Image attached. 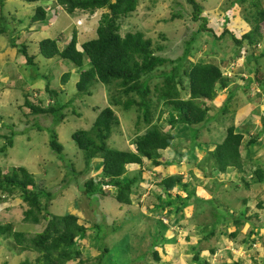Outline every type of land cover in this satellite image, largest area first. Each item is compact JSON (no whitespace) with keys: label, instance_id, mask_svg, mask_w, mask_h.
<instances>
[{"label":"rangeland","instance_id":"obj_1","mask_svg":"<svg viewBox=\"0 0 264 264\" xmlns=\"http://www.w3.org/2000/svg\"><path fill=\"white\" fill-rule=\"evenodd\" d=\"M196 1L202 8L201 16L206 18V26L212 32L198 30L201 19H192V7L187 0H139L136 11L121 21L120 33L122 35L128 31L143 32L145 38L151 39L155 54L175 59L181 57L184 50L188 48V61L211 62L219 65L223 75L230 81L226 88L217 92L214 100L206 102L210 107L208 116H213L210 118L212 122L210 124L211 130L207 132L205 130L206 126L200 125L198 126L200 134L197 131L194 135L195 128L187 132H181V138L176 136L173 145L164 151L163 157L172 154L175 146L177 150H186L191 146L190 144L197 142L198 137L202 142H210V140L216 141V143L221 142L225 136L224 131L231 120L234 125H237L238 130H240V127L241 129L242 127L243 129H253L254 124L252 126L246 125L247 123L252 124L250 120L243 121V124L238 122L240 112L247 113V117H244V119L250 118L248 115L256 116L258 120L260 118L261 127L264 122V90L261 88V84L264 86V56L256 59L260 53H264V21L260 23L262 38L258 42L257 48L252 50L245 45L244 51L236 52L237 47L230 33H225L222 36L220 34L227 28L235 37H240L252 28L253 23L248 20L250 14L254 12L250 6V0ZM260 2L264 8V0H260ZM36 4V2L26 3L22 0H5L3 5L5 17L11 19V22L6 21L7 28L10 25L15 26L18 19L22 20L23 23L16 25V28H18L16 34L10 35L7 31L0 35V135L14 134L12 136V146H6V137L0 138V148L6 146L3 151L0 150V170H8L12 166L25 167L33 173L37 184L40 186L42 184L47 190L52 191L53 199L49 207L52 214L62 215L66 212H73L79 215V223L86 224L87 227L94 224L91 228L93 231L88 230L85 239L79 243L82 258L91 257L98 252L91 245V243L97 242L101 248L107 247L110 249L109 253L104 256L103 264H127L131 259L134 264H158L149 253L151 244L154 241L158 242V235H160L157 231L155 233L154 231L162 230L160 233L166 236V241L161 243L162 246L164 243L173 245L180 237L183 254L172 257L173 249L171 246L165 245L162 247L157 245L155 248L162 256L161 264H194L191 257L192 251L188 250V247L198 243L201 250H203L200 253L201 261H207L206 264H233L234 257L227 256L228 254L224 252L228 248L231 250L234 247H236L235 250L239 251L242 264H264V231L262 229L257 230V234L249 237L247 232L251 229V226L245 230H243L245 226H241L243 232L246 231L241 235L247 241L246 246L251 248H246L244 244L239 242L241 249H238L233 243L235 238L228 237L231 241L226 244L223 243L221 234L218 232L219 225L214 227V222H223L224 217H230L233 212L232 203L238 197H253L254 193L252 191H255V189H250L249 192V188H246L241 181V177L248 181L255 169L245 168L246 164L242 165L244 171L239 172L237 180L230 186L226 181L225 187H221L219 183H214L211 186L210 200L207 201L198 197L197 192L205 194L199 189L197 191L196 186H193L191 181L189 182L188 190H190L192 196L188 205L194 203L198 206H212V210L206 211L208 219L199 224L198 231L195 232V238H190V231H187V227L179 229L178 226H170L169 223L171 222L167 220L168 215L165 212L161 216L155 215L156 210H159L156 207L159 203L156 195H160L162 199L166 200L163 187L158 185L163 175L158 177L156 182L153 180L148 182L146 178L149 173L145 170L153 167L145 160L141 168L127 165V169L128 172L140 170L141 176L145 180L139 181V189L144 190V192L150 189L147 197L143 200H140V196L135 197L131 207L120 205L111 196V191L113 192L114 189L109 187L105 188V190H110L109 195L100 199L98 197L96 202L91 200L90 204L88 203V200L78 188V183H81L87 177H96L100 170L91 169L89 172H84V164L81 157L77 155L76 150L78 149L71 139V134L78 129H86L90 126L97 115L92 107L99 105L103 108V105L107 103L109 92L105 87L94 84L90 96L75 97V83L78 79L79 70H76L68 60L59 57L44 58L38 53L37 42L43 38H54L60 40L59 46L63 48L68 43L73 30L78 31L80 41L81 38L84 40L86 34L87 36L90 34L88 37H95L94 29L97 26V19L101 11L98 10L93 14L83 12L85 18L77 23L74 16L82 14V12L69 15L65 11L59 10L60 8H56L54 0H39L38 4L48 10V16L45 25H41L36 30L35 27L38 25H28V17L33 14ZM53 9L56 11L55 14L52 13ZM177 13L181 15L172 18V15ZM26 26H28V29L24 30ZM21 42L28 45V54L35 56L34 65L28 64L23 55L19 53L18 48ZM243 52L246 59H244L245 56L243 58ZM172 66V63L167 62L154 70V77L149 81L152 90L155 85H162V72H169ZM257 66H259V71L256 70ZM65 72H70V78L65 84H62L61 76ZM46 83H49L51 88H63L64 94H59L61 103H67V101L70 102L73 99L64 108L63 113L66 117L60 122L53 120L51 115L30 114V110L23 105L25 91L32 92L30 101L33 103L43 102L47 104L51 102L47 92L44 91ZM230 91L232 97L228 100ZM181 93L182 97H188L185 91H181ZM153 99L156 98L153 96ZM222 106L225 107L224 111L219 110ZM161 108L162 106L159 105L156 111H153L155 117L157 111ZM119 109L121 110V108ZM119 109H115V113L120 123L112 131L110 141L115 142L116 147L119 149L127 147L133 149L131 141L138 132L134 127V123L139 113L134 110L122 112ZM168 117L167 110L164 109L162 118L158 122L162 125L164 131L168 130L164 123V120ZM213 126L222 130L220 134ZM144 127L143 122L140 121V132L143 131ZM259 127L257 126L256 129H259ZM51 130L56 131L58 142L64 147L61 154L52 151L48 145ZM173 133H175V130H173ZM185 135H188V138H185ZM259 145L261 147L256 144L251 145L249 147L250 153L260 154L263 149L262 145ZM188 156L192 164L199 162V165H201V162L204 163L203 159H198L196 151L189 152ZM98 161L97 158L93 160L94 163ZM192 164L189 166L194 167ZM206 166L213 168L209 162H206ZM73 168L75 171H72ZM182 169L186 170L182 167L178 171ZM81 171L83 173L77 174ZM174 171L175 169L173 171L168 169L162 171L161 174H170ZM184 182H187V180L184 179ZM199 185L202 187V184ZM192 190H194L196 196L191 193ZM175 191L176 189L173 190V192ZM6 197L0 201V227H9L11 231H23L30 236L43 230L46 221H42L40 224L22 222V212L26 205L18 195ZM251 203L252 201L248 200L249 206H251ZM260 213L264 215V210ZM203 214L205 215V212ZM158 216L159 218H156ZM262 219L263 224L260 222L259 224L264 227V217ZM158 220H160L163 227L159 225ZM226 221H230V218H227ZM122 223L123 225L119 228L117 237V233L114 234L113 230ZM231 226L233 225L221 226V230L225 233L223 234L224 237L228 236L229 229L233 230ZM212 227L216 231L211 243L204 242L201 239L202 237L197 238L199 231L200 234L202 229L209 232ZM233 227L235 229V226ZM121 231H123L125 238L120 236ZM97 233L99 237L95 236ZM93 234L96 237L94 242L92 240ZM217 237L221 239H217ZM254 237L256 239L251 243ZM116 240L126 241V244H130L133 248L132 257L129 261L123 258L124 252L114 246ZM211 246L216 249V254L208 251ZM189 248L191 249V247ZM35 256L36 253L33 251L19 250L14 241L6 236V233H0V264H20L25 259L34 264ZM75 262L72 261L67 264H75Z\"/></svg>","mask_w":264,"mask_h":264},{"label":"trees","instance_id":"obj_2","mask_svg":"<svg viewBox=\"0 0 264 264\" xmlns=\"http://www.w3.org/2000/svg\"><path fill=\"white\" fill-rule=\"evenodd\" d=\"M4 1L0 0V35L7 31H9L10 35H13L18 32L16 25L23 22L18 19L15 26L10 25L7 28L6 21L9 20L11 22V19H7L4 15ZM22 1L37 3L33 14L28 17V25H38L35 27L36 30L41 25H45L48 10L38 4L39 0ZM187 1L192 7V19H201L198 30L212 32L206 26V18L201 16L202 8L197 1ZM54 3L56 8H62L69 15H74L75 12L93 14L98 10L101 11L97 19V26L94 29L95 37H88L90 34L88 36L86 34L84 35V40L81 38L80 41L78 31L73 30L68 43L63 48L59 46L60 40L54 38H43L37 42L38 53L44 58L59 57L60 59L68 60L76 70H79L78 79L75 83V97L90 96L92 94L91 88L94 84L100 85L99 87H105L109 92L107 103L103 105V108L99 105L92 107L93 111L97 112V115L90 126L86 129H78L71 134V139L78 149L76 150L77 155L81 157L84 164V172H89L91 169L100 170L96 177H87L81 183H78V188L89 204L91 200L96 202L98 197L100 199L109 195L110 190H105V188L110 187L114 189L113 192L111 191V196L118 203L131 205L132 195L136 192L142 176L140 170L128 172L127 165L132 164L141 168L145 160L152 167H166L180 163L182 159L189 157L188 153L193 152L196 147L209 145V142L199 141L198 137L197 142L190 144L191 146L184 151L175 149V146L173 158L161 162L164 151L173 145L176 136L181 138V132H187L195 128V135L200 125L206 126L208 130L211 129L209 119L213 116H208L210 107L206 102L214 100L217 92L226 88L230 81L223 75L219 65L211 62L188 61V48L184 50L181 57L169 59L155 54L151 39L145 38L143 32L128 31L122 35L120 33L121 21L136 11L139 0H54ZM250 6L254 12L250 14L248 19L253 23L249 31L244 32L240 37H235L234 34L225 28L220 34L222 36L225 33H230L237 47L236 52L245 50V45L252 50L256 49L258 42L262 38L260 23L264 21V8L261 6L260 0H250ZM52 13L55 14L56 11L53 9ZM180 15V13L173 14L172 18ZM74 17L77 16L75 15ZM12 19L15 20L13 17ZM47 20L49 21V19ZM25 29H28V26L24 27ZM18 51L28 64L34 65L35 56L28 54V45L26 43L21 42ZM260 56H264V53H260L256 59ZM244 59H246V56ZM167 62L173 64L171 70L162 72V85H155L152 90L149 81L154 77V70H157ZM256 70L259 71V66H257ZM69 76L70 72L62 74V84L69 80ZM261 88L264 90L263 84H261ZM44 91L47 92L51 102L47 104L43 102L33 103L30 101L32 92L25 91L23 105L30 110V114L51 115L53 120L62 121L66 117L63 110L73 99L70 102L61 103L59 94H64L65 91L63 88H51L49 83L44 85ZM181 91H185L188 97H182ZM153 96L156 98L155 100ZM230 99L231 96H229L228 100ZM159 105L162 108L157 111L155 117L153 111H156ZM115 109H119L122 112L134 110L139 113L134 123V127H136L138 132L131 141L133 149L128 147L119 149L116 147L115 142L110 141L112 131L120 123ZM164 109L167 110L169 115L164 120L165 127H168L167 131H164L162 125L158 123L162 118ZM219 110L224 111L225 107L222 106ZM140 121L145 126L142 132H140ZM173 130H175L176 134L173 133ZM218 132L220 134L221 131L217 130ZM224 132L223 140L219 143L212 141L214 148L207 151L203 158L205 164L209 162L213 166V168L209 167L208 172L205 173L206 175L208 173L211 175V171L224 173L229 167L236 168L240 173L244 171L243 162L241 161L243 134L236 132L233 124H229ZM263 133L264 128L257 130L255 135L246 142L247 146L255 144ZM198 134H200L199 131ZM13 135V133L8 136L0 135V138L6 137V146H12ZM188 135H185V138H188ZM48 145L57 154H61L64 149L63 145L58 142L55 130L50 131ZM6 146L1 147L0 150L3 151ZM96 158L99 161L94 163L93 160ZM261 166H263L262 163L255 165V169L252 171L248 181L241 177V181L246 188H249L252 183L264 182V169ZM72 171H75V169L73 168ZM81 173L83 172L81 171L77 174ZM185 175L171 174L161 178L158 185L163 187L166 200L162 199L160 195L157 198L159 203L156 207L159 208V211L165 210L167 215L171 213L180 214L188 205L192 195L190 190H188L189 182H184ZM35 179L33 173L23 166H12L8 170H0V201L7 198L6 196L13 197L18 195L26 205L22 212V222L40 224L42 221H46L43 230L30 236L23 231H11L9 227H0V233H6V236L14 241L15 246L19 250L35 252L34 264H67L72 261H76L75 264H103L102 261L105 254L109 253V248H101L97 242L91 243L99 254L92 258H82L79 247L81 240L87 236L86 232L88 230L93 231L91 228L94 224L87 227L85 224L79 223L78 216L71 212H66L62 215L52 214L49 210L53 199L52 191L47 190L41 183V186L37 184ZM174 189H176L175 192H173ZM191 193L196 196L194 190ZM248 200V198L242 199L244 208L236 214L231 213L230 217H224L223 222H214V227L224 222H226L224 226H235V229L228 233V237L235 238L241 229V218L245 216L247 208H249ZM255 201H257V207L260 209L262 207L260 204L262 203L261 199ZM227 218H230V221L227 222ZM158 222L163 227L160 220ZM121 225L118 228H114L113 231H118ZM214 227L209 232H205L203 227L201 239L208 241L214 237L216 231ZM254 230L252 229L247 233L249 237L252 234H257ZM220 232H222L221 228ZM93 236L92 240L94 242L98 233L95 235L96 237ZM255 239L254 237L252 241H255ZM165 241L166 238L161 233V235H158V242L154 241L151 244L149 254H151L155 262H161V255L155 246H162L161 243ZM118 248L124 253L127 252L128 248L133 252V248L130 244L127 245L126 241L120 242ZM210 252H214V249H211ZM200 253L201 248L198 243L193 246L192 261L194 264L207 263L205 260L201 261ZM129 263L134 264V261L131 259L130 262H127V264ZM20 264L32 263L25 259ZM233 264H242L241 259L234 258Z\"/></svg>","mask_w":264,"mask_h":264},{"label":"crops","instance_id":"obj_3","mask_svg":"<svg viewBox=\"0 0 264 264\" xmlns=\"http://www.w3.org/2000/svg\"><path fill=\"white\" fill-rule=\"evenodd\" d=\"M59 10H62V8H60ZM76 16L77 17H74V19L85 18L84 14H78ZM229 96L232 97L231 91H230V95ZM248 114H249V112H248ZM246 115H247V113H244L243 114V112L242 113L240 112L239 113V120H238V122H241L243 124V121L250 120L252 124L247 123L246 125H251L252 126L254 124L255 126H254L253 129L252 128H249V129L248 128H244L243 129V127L241 129V127H240V130H238L237 127H236L237 125H234L233 122H232V120L230 121V124H233L235 126L236 132H240V133L243 134V144H242L243 149H242V157H241L242 159H241V161L243 162V164H246L245 165V168H250V167L254 168L256 164L262 163L263 166H261V167L264 169V133L259 136V138L257 139V141L255 143L258 147H261L259 144L262 145V149L263 150H261L260 154H254V153L252 154V153H250L249 147L251 145L247 146V144H246V142H248V140L252 136L255 135L256 131L257 130H262L264 128V126L262 125V127H261L260 118L258 120L256 118V116H253V115L249 116L248 115V117H250V118L244 119V117H247ZM211 123L212 122L209 119V126H211L210 125ZM241 126H243V125H241ZM257 126H260L259 129H256ZM213 127L216 130H220V129H217V127H215V126H213ZM205 130H207V132H209V130L207 128H205ZM220 131H222V130H220ZM199 141L202 142V140H199ZM212 141L211 140H210V142L209 141H206V142H209L210 143L207 146H203V147H199V148L196 147L194 149V151H196V154L198 155V159L199 160H202L204 158V155H206V152L207 151L212 150L214 148V145L211 143ZM199 153H201V154H199ZM173 156H174V154L172 152V154H170L168 157H163L161 162L168 161L171 158H173ZM190 164H192L191 161H190V157H185L178 164H171V165H168L166 167H164V166H158V167H153L152 169H149V170H145V169H143V170H145V172L148 171V173H149V176L146 178V180L148 182H150L152 180L154 182H156L157 181V178L160 177V176H162V175H163V177H165V176H168L170 174H186L185 175L186 176L185 179L187 180V182H190L191 181V183L193 184V186H196L197 191L199 189V190H201L205 194V195H203V194H199L197 192L198 197H201V198L205 199V201H207L211 197V194H212V187L211 186L216 181H217L216 183H219L221 187H225L226 186L225 185V181L228 183V186H230L231 184H233V182H235L237 180V178L239 176V171L236 168H234V167L227 168V170L224 173H220V172H216V171H211V175H210V173H208L206 175L205 173L208 172L209 167H207L205 163H202L201 162V165L202 166L199 165V162L193 163L192 165L194 167L189 166ZM182 167L186 168V170H183L182 169V170L178 171V169H181ZM168 169H171V171H173L175 169V171L173 173H170V174H161L162 171H166ZM215 179H216V181H215ZM144 180L145 179L142 178L141 181H144ZM199 184H202V187ZM139 188H140V186H139V183H138L136 192L132 196V203L134 202V198L135 197L138 198L140 196L139 197V198H141L140 200H143V198L147 197V195L150 193V191H149L150 189L147 190L146 192H144V190L139 189ZM250 189H255V191H252L254 193L253 194V197H241V198L238 197L232 203V206H233L232 207V210H233L232 214H236L241 209H243L244 206H243V203H242V199L248 198L249 200L252 201V203H251V206H249V208H247V212H246L245 216H242V218H241V221H242V225L241 226L242 227L245 226L243 228V230H245L247 227L251 226V229L249 231H251L252 229H255L256 232H257V230H261V229L264 231L263 225H260L259 224V222L263 224V219L262 218L264 217L263 213H260V211L264 210V182H262V183H252V185L249 186V192H250ZM142 191H143V193H142ZM256 192H258V193H256ZM158 197H159V195H156V198H158ZM257 199H261V202H262V203H260L262 205V207L260 209H259V207H257V201H255ZM132 203H131V205H125V206L131 207L132 206ZM79 210H77V211H79ZM210 210H212V206H198V205H196V204L193 203V204L187 205L180 214H174V213L168 214L167 220H169V222H171V223H169L170 226L171 225L172 226H178L179 229L180 228H183V227H187V231H190L189 232L190 235H191L190 238H193V237L195 238V232L198 231V228L200 226L199 224L202 221H206L208 219L207 218L208 217V213L207 212H209ZM153 212H154V210H153ZM163 212H165V210L164 211L156 210L155 215L156 216L157 215H160L161 216L163 214ZM204 212H205V215L203 214ZM71 213H73V212H71ZM73 214H76V213H73ZM76 215L79 216L78 214H76ZM156 218H159V216L156 217ZM193 220H194V222H192ZM224 225H225L224 223L223 224L222 223L219 224V228H221V226H224ZM231 227L234 230V227L233 226H231ZM165 229H167V228H165ZM233 230H230L229 229L228 233L231 232V231H233ZM243 230L240 229V232L235 237V240H233V243H234V245L237 246L238 249H241L239 242L242 243V244H244V246L246 248H251V247L246 246V242L247 241H246L245 237L243 235H241V233H246V231L243 232ZM156 231L161 235L160 232L162 230H160V231L159 230H155L154 233ZM218 232H219V234H221V237L223 239V243L226 244L228 241L229 242L231 241V240L228 239V236H225V237L223 236V234H225L223 230H222V232H220V229H218ZM115 233H117L116 236L118 237L119 231L114 232V234ZM123 235H124V233H123V231H121L120 236L122 238H125V236H123ZM252 236H254V234H252ZM164 237L166 238V236H164ZM200 237H202V235L200 234V231H199V234H198V237L197 238H200ZM212 239L213 238L209 239L208 241H204V242H210L211 243V240ZM217 239H221V238H218L217 237ZM253 239L254 238H252V240ZM120 242H123V240L122 241L116 240L114 246L118 248V245L120 244ZM253 242L254 241H251V243H253ZM181 243H182V240H180V237H179L175 241V244H173V245L168 244L167 245V244L164 243L163 246H165V245L166 246H169V247L171 246L172 249H173V253H171V255H172V257H175V256H178V255L180 256V255L183 254V246L181 245ZM194 245L195 244L189 246V247H191V249L188 247V250L192 251L191 252L192 255H193V246ZM173 246H175V247H173ZM234 248H236V247H234ZM234 248H232L231 250L228 248L224 253H227L228 254L227 256L234 257L236 259H240L239 251L235 250ZM211 249H214V254H216L217 251H215L216 249L213 246H211V248L208 251H210ZM95 250H97V249H95ZM163 251H164V249H163ZM202 251L203 250H201V252ZM230 251L232 253L231 255H230ZM98 254H99V252H96V254L95 255H92L90 258L96 257ZM192 255H191V257H192ZM122 256H123V258L131 259V257H132V251L128 248L127 249V252H125L124 255H122ZM161 261H162V256H161ZM158 264H161V262L158 263Z\"/></svg>","mask_w":264,"mask_h":264},{"label":"clouds","instance_id":"obj_4","mask_svg":"<svg viewBox=\"0 0 264 264\" xmlns=\"http://www.w3.org/2000/svg\"><path fill=\"white\" fill-rule=\"evenodd\" d=\"M83 19H84V18H79V19H76V20H77V23H79V22H78L79 20H83ZM81 23H82V22H81ZM252 216H253V215H252Z\"/></svg>","mask_w":264,"mask_h":264},{"label":"built area","instance_id":"obj_5","mask_svg":"<svg viewBox=\"0 0 264 264\" xmlns=\"http://www.w3.org/2000/svg\"><path fill=\"white\" fill-rule=\"evenodd\" d=\"M243 51H244V49H243ZM242 54H243V58H244V56H245V55H244V52H243Z\"/></svg>","mask_w":264,"mask_h":264}]
</instances>
